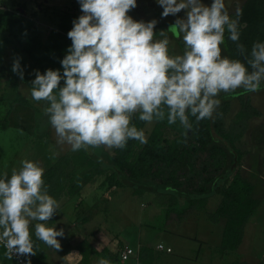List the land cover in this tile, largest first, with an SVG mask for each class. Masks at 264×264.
<instances>
[{
  "label": "clouds",
  "instance_id": "9594fccd",
  "mask_svg": "<svg viewBox=\"0 0 264 264\" xmlns=\"http://www.w3.org/2000/svg\"><path fill=\"white\" fill-rule=\"evenodd\" d=\"M82 15L73 21L67 33L71 46L60 61L63 72L35 71L31 97L45 101L44 109L58 144L72 151L104 146L124 149L129 140L146 143L142 130L132 124L139 114L142 122H179L182 128L211 119L220 104L221 92L243 88L256 92L264 81V42L253 44L245 62L222 55L225 31L228 39L239 44L240 10L230 17L224 0H157L162 17L176 16L168 32L156 38V20L134 21L127 13L137 7L136 0H78ZM182 36L184 51L170 55L168 33ZM251 69V70H249ZM12 72L23 80L19 60ZM63 81V86H61ZM10 178H0V244L11 259L13 254L34 256L30 233L48 247L59 250L57 237L63 229L48 227L58 202L47 191L44 169L38 163L23 160ZM30 264V262H29ZM98 264H111L101 258Z\"/></svg>",
  "mask_w": 264,
  "mask_h": 264
},
{
  "label": "trees",
  "instance_id": "16d2710c",
  "mask_svg": "<svg viewBox=\"0 0 264 264\" xmlns=\"http://www.w3.org/2000/svg\"><path fill=\"white\" fill-rule=\"evenodd\" d=\"M239 10L238 43L244 46V54L238 50L237 43L228 39V32L225 41L229 59L246 64L253 44L264 42V0H245ZM236 13L230 17L235 19ZM80 15L72 11L56 13V27L50 29L45 39H42L35 14L29 17L0 7V29L16 42L41 74L48 69L59 70L62 74L60 61L71 46L67 33ZM31 87L30 83L28 101L18 98L13 104L21 102L35 108L34 104L42 106V102L48 107L47 102L32 99ZM246 94L248 92L237 97H234L236 94L218 95L220 104L211 119L196 122L195 117H189L193 124L191 130L182 128L178 121L169 125L165 118L164 121L152 122L146 143L129 140L124 149L114 148L109 155L103 152L90 155L87 150H79L62 156L43 174L48 194L56 201L62 196H81L85 187L93 186L101 177L97 189H103L106 203L123 188L130 189L133 195L153 193L162 200L168 224L182 223L198 209L204 210L212 223L223 218L225 226L220 250L222 253L236 250L242 241L247 221L260 203L259 198L254 196V185L238 169L240 153L234 148L224 124L230 100L234 98L239 100L243 113L248 115L244 121L255 115ZM138 116H133L132 124L145 134L149 123L140 121ZM7 121L5 117L1 122L4 128ZM245 129V125L240 127L238 124L234 131L240 134ZM82 220L84 222L86 218ZM32 241L36 255L22 256L27 264H41L45 254L35 232ZM3 248V264H13V259L8 258L7 250ZM78 250L80 264H90L91 255L107 259L111 264H120L118 252L105 248L97 253L89 239L81 240ZM153 258V251L149 247L142 246L139 249V264H152Z\"/></svg>",
  "mask_w": 264,
  "mask_h": 264
},
{
  "label": "rangeland",
  "instance_id": "374dc122",
  "mask_svg": "<svg viewBox=\"0 0 264 264\" xmlns=\"http://www.w3.org/2000/svg\"><path fill=\"white\" fill-rule=\"evenodd\" d=\"M244 1L224 0L229 15L235 13ZM201 2L205 6H210L212 0H201ZM136 3L137 7L129 11L127 15L137 22L147 23L156 20L157 24L154 32L157 39L160 38L159 33L163 31L164 26H166L164 28L166 32L176 19H183L186 16L185 11L181 10L176 16L162 17L163 8L157 3V0H136ZM0 7L18 11L29 17L35 14L36 24L43 39H45L50 29L56 27V13L72 11L82 15L78 0H0ZM168 37L170 40V55L183 54L184 42L182 36L176 37L169 32ZM4 57L6 58L3 59ZM17 59L23 69V80L11 70L13 61ZM0 67H3L0 70V116L3 114L1 118L3 120L12 105L9 91L14 99L27 98L29 92L27 86L35 79L34 73L38 70L28 56L20 51L16 42L1 29ZM5 75L7 77L4 79ZM10 85L12 88H9ZM246 92L243 88H238L234 92H221L219 95L234 96L236 94L234 97H237L238 94ZM246 95L252 110L255 111V115L244 121L243 119L247 118L248 115L243 113L239 100L234 98L230 100L228 111L224 117V124L234 148L240 153L238 169L242 176L249 179L255 186L254 196L263 202L260 209L257 210L260 211L246 230L243 249L237 254H230L225 261L230 262L235 259L234 257L242 256L241 253L244 252L248 256V261L252 263L262 261L261 263L264 264V259H262L264 256V192H262L264 190V81H262L258 91L248 92ZM29 99L30 96L26 101ZM40 105L42 106L34 104L35 108L28 109L30 111L22 107L13 108L12 116L7 122L11 126L4 133L0 131V178L5 174L10 178L14 169L19 171L23 160L36 162L46 171L62 156L76 152L72 151L70 146L66 144L57 143V137L49 123L48 116L45 112H42L46 108L45 104L40 102ZM38 107H43V109L41 110ZM37 112L42 113L39 116L36 114ZM238 124L240 127L246 126L245 131L240 134L234 131ZM152 125L153 123H149L145 128V137L151 130ZM17 136L19 137L17 138ZM113 149L104 146L89 147L87 152L90 155L102 152L109 155L113 152ZM37 158L40 159L37 160ZM101 180V177L98 178L95 184L91 186L92 189L84 194V198L87 199L86 208H83L82 205L79 206V200L74 203V220L77 222L76 224H81L82 218L86 217L89 219V232L96 233L99 231L96 230L97 227L102 228L107 224L103 232L111 230V233L113 231L114 234L119 233L122 236V241L129 240L130 235L131 239L134 238V243L139 241L144 246H154L158 242L168 246L172 245L173 242L178 244L175 248L173 247L176 252L180 250V247L175 240V235H172L173 233L187 235L192 238L196 235L198 239H205L207 242V247H204L203 256L201 257L205 263L217 253V240L222 235L223 221L218 224H211L206 221V224L184 223L180 225V223H177L168 226L164 217H161L162 214L158 215L154 211L157 203L162 202L161 198L150 192L133 195L130 189L123 188L118 190V196L114 201L108 204L104 200L103 189H97ZM109 206H112L113 210L111 209V212L108 213ZM61 224L59 227H61ZM80 227L83 226L80 225ZM208 227L214 230V235L209 234ZM191 242L195 243V240ZM159 245L163 246L162 244ZM57 253V250L51 247L48 248V255L45 256V260L41 264H63L62 258Z\"/></svg>",
  "mask_w": 264,
  "mask_h": 264
},
{
  "label": "crops",
  "instance_id": "0c3cea01",
  "mask_svg": "<svg viewBox=\"0 0 264 264\" xmlns=\"http://www.w3.org/2000/svg\"><path fill=\"white\" fill-rule=\"evenodd\" d=\"M230 15H232V13ZM165 27L166 26L163 27V29H162L163 31L165 30L164 29ZM166 32H168V31H166ZM225 36H226V33H225ZM225 36H224V41H225ZM221 48H223L222 55L229 58L227 46H226V41L224 42L223 45H221ZM20 51L22 52L21 49H20ZM6 57H4L3 59H5ZM2 68L3 67H0V70H2ZM5 77H7V75L4 76V79H5ZM9 88H12L11 85L9 86ZM27 89H28V86H27ZM28 91H29V89H28ZM9 94L11 97L12 105L10 106L11 109L6 112L5 117H7V120L9 118H11L12 112L14 111L13 108L15 109V107H22L26 110L31 109L30 107L23 105L21 102L13 104V102L17 99H14L12 97L13 95L10 91H9ZM29 96H30V94L28 92L27 98L26 97L24 99L20 98L19 100L26 102V100L29 98ZM28 111H30V110H28ZM42 112H44V111H42ZM42 112H37L36 114L40 116V113H42ZM2 117H3V114H2V116H0V131L2 133H4L7 131L8 127L11 125L7 124V126L4 128L1 125V122H2L1 118ZM23 119H24V117H23ZM18 137L19 136H17V138ZM38 159H40V158H37V160ZM90 189H92V188L91 187H85L81 191V193H82L81 196H76L73 198H68L67 196H62L57 201L59 204V208L57 209L56 214L48 221V224H47L48 227H55V229L57 231L63 229L64 235L62 237H57V240L59 241V243L61 245L60 249L57 250L58 251L57 255L62 258L63 264H80L81 263V255H80V252L78 250V244L83 239H89L94 250L97 253H100L105 248L116 251L119 253L120 249L123 246H129L130 248L133 249L134 255L128 261H125V262H122L119 259L120 264H139L138 263V252H139V249L144 245H142L139 241L137 243H134L133 242L134 238L131 239L130 235H129V240L126 239L125 241H122V239H121L122 236H120L119 233L114 234L115 233L114 231L111 233L110 232L111 230L110 231L107 230L108 232H103L105 230V228H106L105 226H107V224H105L102 228L99 226L96 229V227H95L96 230H99L96 233L89 232V228H90L88 226L89 219H87L86 217H84V218H86V220L84 222L82 220L81 224H79V225L76 224L77 222L74 220V214H75V209H74L75 204L74 203L75 202L77 203V201L79 200V202H80L79 206L82 205L83 208H86V200L87 199L84 198V194ZM262 192H264V190ZM82 196H83V198H82ZM117 196H118V191L107 203L109 204V203L113 202ZM150 198L151 197L149 196V199ZM262 202L263 201H260L258 207L254 211L252 216L249 218V220L247 221V223L244 227L242 241L236 250L225 251L223 253L221 252L220 246H221L222 235H223V230H222L221 238H219L217 240V246H216L217 253L213 257L211 256L210 257L211 259L207 263H205L201 258L203 256L202 253L204 251V247H207V242L205 239L200 240L197 238L196 235L192 238V237H189L187 235H179L178 233H173L172 235H175L176 242L179 243L180 250L178 252L175 251L174 248L178 244L173 243V242H172V245H168V246H164V244L162 242H158L154 246H152V245L146 246V247H149L150 249H152V251H153V257L154 258H153L152 264H263V263H261L262 261L259 263H252V262L248 261V256L244 252L241 253L242 256L234 257L235 259L232 258L234 260H232L230 262L225 261V259L230 254H237L241 249H243V245H244L245 238H246V230L249 227V224H252L251 222L255 219L256 215L260 211V210L259 211H257V210L260 209V205L262 204ZM100 203H101V201H100ZM111 209L113 210L112 206H109L107 212L108 213H109V211L111 212ZM154 211L158 215L162 214L161 217H164V220H165V216H164L165 215V207L161 204V202L157 203L156 207H154ZM106 217H105V219H106ZM84 218H82V219H84ZM206 221L208 223H211V224H218L221 221H223V229H224L225 220L223 218L218 219V222H216V223H212L206 217L205 211L201 210V209L194 211L184 222L180 223V225L184 224V223L185 224H189V223H191V224L192 223L193 224L194 223L206 224ZM35 223H37V221H32L31 225H30L31 236H33V233L35 232ZM60 224H61V227H59ZM174 224H177V223L176 222H170L168 224V226H173ZM80 225H82L83 227H80ZM208 232H209V234L214 235V230H212L209 227H208ZM192 240H195V243L191 242ZM159 244L163 245L162 246L163 249H158ZM41 245H42L43 251H44L43 254H45V256L48 255V248H50V247L45 245L42 241H41ZM165 248L170 249V252H167L165 250ZM4 254H5V252H4L3 245L0 244V264H3ZM100 259L101 258H99L97 255H91L90 264H98V261ZM262 259H264V256ZM96 260H97V262H96Z\"/></svg>",
  "mask_w": 264,
  "mask_h": 264
},
{
  "label": "built area",
  "instance_id": "2783aa9c",
  "mask_svg": "<svg viewBox=\"0 0 264 264\" xmlns=\"http://www.w3.org/2000/svg\"><path fill=\"white\" fill-rule=\"evenodd\" d=\"M158 249H163L161 245L158 246ZM167 252H170V249H165ZM134 255V251L129 246H123L119 251V259L122 262L128 261ZM12 259L13 264H27L22 255L13 254Z\"/></svg>",
  "mask_w": 264,
  "mask_h": 264
}]
</instances>
